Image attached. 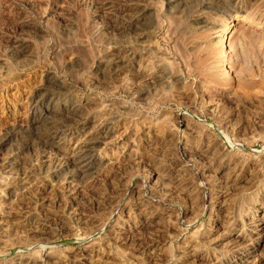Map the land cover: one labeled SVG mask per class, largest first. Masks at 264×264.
Masks as SVG:
<instances>
[{
    "label": "rangeland",
    "instance_id": "374dc122",
    "mask_svg": "<svg viewBox=\"0 0 264 264\" xmlns=\"http://www.w3.org/2000/svg\"><path fill=\"white\" fill-rule=\"evenodd\" d=\"M172 4L0 0V264H264V0Z\"/></svg>",
    "mask_w": 264,
    "mask_h": 264
},
{
    "label": "bare ground",
    "instance_id": "6f19581e",
    "mask_svg": "<svg viewBox=\"0 0 264 264\" xmlns=\"http://www.w3.org/2000/svg\"><path fill=\"white\" fill-rule=\"evenodd\" d=\"M170 1V3H173V4H177V3H179V0H169ZM181 1V0H180ZM153 3V2H152ZM183 3H185V2H183ZM147 4H149V3H147ZM154 4V3H153ZM172 4V5H173ZM151 5V4H150ZM179 5V4H178ZM181 5H182V3H181ZM184 5V4H183ZM185 5H187V4H185ZM184 5V6H185ZM105 6V5H104ZM115 7V6H114ZM170 7V6H169ZM102 9V8H101ZM188 9V8H187ZM179 10V9H178ZM102 11V10H101ZM114 11V10H113ZM134 11V10H133ZM107 12V11H106ZM110 12V10L108 11V13ZM130 12V11H129ZM135 12V11H134ZM139 12V11H138ZM149 12V11H148ZM155 12V11H154ZM112 14V13H111ZM145 14V13H144ZM143 14V15H144ZM105 15V14H104ZM106 15H107V13H106ZM152 15V14H151ZM108 16V15H107ZM128 17V16H127ZM107 18H110V16L109 17H107ZM129 18V17H128ZM112 19H113V17H112ZM153 19V18H152ZM110 20V19H109ZM114 20V19H113ZM138 20V19H137ZM143 20V19H142ZM156 20V19H155ZM112 21V20H111ZM117 21V20H116ZM157 21V20H156ZM114 24H115V21L113 22ZM141 24V23H140ZM124 26V25H123ZM124 28V27H123ZM120 31H122V30H120ZM129 31V30H128ZM29 46V45H28ZM30 47V46H29ZM25 48V47H24ZM19 52V51H18ZM27 55V54H26ZM118 58V57H117ZM119 59V58H118ZM111 61V60H110ZM117 61V60H116ZM164 61V60H163ZM108 62V61H107ZM118 62V61H117ZM110 64V63H109ZM108 64V65H109ZM114 64V63H113ZM115 66V65H114ZM117 66V65H116ZM169 72V71H168ZM164 75V74H163ZM161 78V77H160ZM50 82H51V84H50ZM49 82V85H51V86H53L54 88H56V89H62V88H65L64 86L62 87V81H60V80H58V79H51V81ZM48 85V86H49ZM50 88V87H49ZM69 88V87H68ZM70 89V88H69ZM73 93V92H72ZM37 95V94H36ZM69 94H67V95H63V96H61V97H63V99L65 98H67L66 100L68 101V104H66L65 102H63V103H61V101H58V99H61V98H59V96H56L53 92L51 93V95H50V97H49V101H50V103H51V106H48L47 108H46V115L43 117V121L44 122H47V123H51L53 126L55 125V124H57V122H58V120L60 119V116L61 115H59L60 113V111H65L66 113H69V112H77V111H81V110H78V109H80V107L81 106H83L84 108H85V106H84V104L78 99V98H75V99H72V98H70L69 96H68ZM79 95V94H78ZM48 99V98H47ZM84 99V98H83ZM85 100V99H84ZM48 101V102H49ZM88 102V101H87ZM82 103V104H81ZM87 104V103H86ZM66 105H67V107H66ZM79 107V108H78ZM82 107V108H83ZM87 108V107H86ZM85 111V110H84ZM35 113V112H34ZM70 114V113H69ZM84 115V114H83ZM69 116V115H68ZM73 116H75L74 114H73ZM73 116H70V117H73ZM42 121V122H43ZM186 122V121H185ZM39 123V122H38ZM49 123V124H50ZM54 123V124H53ZM181 123L183 124V125H185L186 126V124L183 122V120H181ZM46 124V123H45ZM50 124V125H51ZM60 125V124H59ZM37 126V125H36ZM56 127H57V125H55ZM172 127V126H171ZM170 128V127H169ZM187 128V127H186ZM200 128V127H199ZM60 130H61V128H60ZM179 130V129H178ZM201 130V129H200ZM46 131V130H45ZM62 131V130H61ZM177 132V131H176ZM63 134V133H62ZM157 134V133H156ZM173 134V133H172ZM177 134V133H176ZM179 134V133H178ZM54 135H58V130L57 131H54ZM160 136H163V135H161V133L159 134ZM184 135V134H183ZM197 138V137H196ZM58 141V140H57ZM56 141V142H57ZM209 142V141H208ZM56 145V144H55ZM91 145V144H90ZM89 145V146H90ZM186 144L185 143H182V141H179V149L181 148V149H183V151L185 152V153H187V151H189L188 150V148H186V146H185ZM208 145V144H207ZM220 146V145H219ZM188 147V146H187ZM89 148V147H88ZM87 148V149H88ZM202 148V147H201ZM197 150V149H196ZM86 151V150H85ZM90 153V152H89ZM184 153V154H185ZM78 154V153H77ZM86 155H87V152L85 153ZM84 154V155H85ZM183 154V153H182ZM216 154V153H215ZM227 154V153H226ZM9 155V154H8ZM167 155V154H166ZM187 155V154H186ZM185 155V156H186ZM190 155V154H189ZM205 155V154H204ZM74 156V155H73ZM73 156H71V158L73 157ZM77 156H79V155H77ZM206 156V155H205ZM80 157H83V156H80ZM90 157V156H89ZM207 157V156H206ZM209 157V156H208ZM207 157V158H208ZM211 157V156H210ZM17 159V158H16ZM77 159V158H76ZM82 159V158H81ZM165 159V158H164ZM12 160V159H11ZM22 160V159H21ZM71 160V159H70ZM219 160V159H218ZM228 160V159H227ZM78 161H79V158H78ZM191 161V160H190ZM213 161V160H212ZM220 161V160H219ZM75 162H77V161H75ZM80 162V161H79ZM81 163V162H80ZM176 163V162H175ZM218 163V162H217ZM75 164V163H74ZM156 165V164H155ZM80 166V165H79ZM89 166V167H88ZM90 166H92V165H89L88 164V162L86 163H82L81 164V166H80V172H84V171H88V170H91L93 167H90ZM95 167V166H94ZM168 167V166H167ZM176 167V166H175ZM216 167V166H215ZM77 168V170H78V166L76 167ZM180 168V167H179ZM74 169V168H73ZM95 169V168H94ZM154 169V168H153ZM163 169H165V168H163ZM170 169V168H169ZM76 170V169H75ZM155 171L154 172H152V173H154L155 175H154V179L155 178H160V180H161V183L162 184H165V181L162 179L163 178V175H161V172L159 171V170H157V169H154ZM166 170V169H165ZM176 170V169H175ZM225 170H226V168H225ZM229 170V169H228ZM79 171V170H78ZM77 172V171H76ZM79 172V173H80ZM166 172V171H165ZM226 172V171H225ZM81 173V174H82ZM85 173V172H84ZM84 173H83V175H84ZM163 173V172H162ZM229 173V172H228ZM87 174H88V172H87ZM226 174V173H225ZM75 175V174H74ZM74 175L72 176V178L74 177ZM77 176V175H76ZM75 176V177H76ZM79 176H80V174H79ZM152 176V175H151ZM71 177V176H70ZM169 177V176H168ZM178 177V176H177ZM150 178V177H149ZM74 179V178H73ZM155 180H157V179H155ZM159 180V179H158ZM160 180H159V182H160ZM167 180V179H166ZM174 180V179H173ZM172 180V181H173ZM151 181V178L150 179H148V182H150ZM172 181H170V182H172ZM179 181V180H178ZM145 182V181H144ZM147 182V181H146ZM158 181H157V183H159ZM169 183V182H168ZM167 183V184H168ZM171 184V183H170ZM174 184V183H173ZM146 185V184H145ZM166 185V184H165ZM147 186V185H146ZM159 186V185H158ZM262 202V201H261ZM244 207V206H243ZM8 224V223H7ZM22 224V223H21ZM263 224V228H264V223H262ZM7 227V226H6ZM16 227V226H15ZM255 227V226H254ZM257 227V226H256ZM26 228V227H25ZM260 228V227H259ZM252 229V228H251ZM258 229V228H257ZM30 230V229H29ZM255 231V230H254ZM263 231V230H262ZM263 233V232H262ZM246 236V235H245ZM258 237H259V235H258ZM257 237V238H258ZM264 238V237H263ZM252 239V238H251ZM242 240V239H241ZM260 240H261V238H260ZM262 242H264V239H262ZM259 244V243H258ZM261 249V248H260ZM260 252V251H259ZM253 253V252H252Z\"/></svg>",
    "mask_w": 264,
    "mask_h": 264
}]
</instances>
